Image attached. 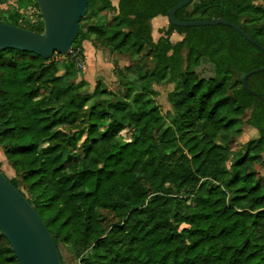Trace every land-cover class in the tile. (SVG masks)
Returning <instances> with one entry per match:
<instances>
[{
	"label": "trees",
	"instance_id": "obj_1",
	"mask_svg": "<svg viewBox=\"0 0 264 264\" xmlns=\"http://www.w3.org/2000/svg\"><path fill=\"white\" fill-rule=\"evenodd\" d=\"M11 1L38 8L35 0ZM181 1L88 0L59 62L55 55L0 51V148L16 176L9 180L57 248L81 250V264H264V104L241 84L264 67V53L221 25L168 23L154 41L151 20L166 18ZM94 10L110 21L86 22ZM37 16L30 24L13 10L0 23L40 34ZM175 19H223L264 48V8L253 0H194ZM172 34L181 39L170 41ZM85 41L134 56L146 50L151 66L136 68L124 99L99 84L89 94L85 81L71 82ZM202 64L210 77L196 74ZM160 83L175 88L164 129L148 98ZM247 87L264 98V72L250 76ZM93 99L103 104L87 107ZM81 120V154L61 159L72 141L69 128ZM243 125L258 138L240 145ZM0 264H18L1 233Z\"/></svg>",
	"mask_w": 264,
	"mask_h": 264
},
{
	"label": "water",
	"instance_id": "obj_2",
	"mask_svg": "<svg viewBox=\"0 0 264 264\" xmlns=\"http://www.w3.org/2000/svg\"><path fill=\"white\" fill-rule=\"evenodd\" d=\"M194 0H182L167 14L173 27L225 26L233 29L244 40L264 53V48L253 41L239 27L223 19L177 21L175 13ZM88 0H35L43 30L37 34L23 28L0 23V51L28 52L43 59L66 55L75 40L79 21L87 13ZM264 67L252 70L242 77L245 92L264 104V98L247 87V79L263 73ZM0 233L7 241L18 264H62L55 242L43 221L0 170Z\"/></svg>",
	"mask_w": 264,
	"mask_h": 264
},
{
	"label": "rangeland",
	"instance_id": "obj_3",
	"mask_svg": "<svg viewBox=\"0 0 264 264\" xmlns=\"http://www.w3.org/2000/svg\"><path fill=\"white\" fill-rule=\"evenodd\" d=\"M253 5L257 7L264 8V0H253ZM17 10L30 24H33L39 21L37 16L38 8L32 2H21L16 3L9 0L6 4L0 5V17L7 14V12ZM98 14V15H97ZM106 20L110 19L103 13L99 14L96 10L88 13L86 22L91 23L97 20ZM152 28V36L154 41L159 38L158 31L161 29H166L168 26V21L166 18L163 19L162 23H159V20L153 19L150 22ZM181 38L176 34H172L170 41L178 42ZM185 54V53H183ZM83 60L81 62L82 68H79L77 77L75 80L71 81L72 83H78L80 81H85L88 86V93L91 94L95 87L99 84L101 88H104L107 91L112 92L116 99H124L127 91V86L134 82L136 77L134 76L136 68L143 67L144 71L151 66V59L148 51L144 50L139 56L131 55L127 52H116L110 48L100 46L93 41H85L83 43ZM55 62L62 60L58 55L53 56ZM196 74L200 78H208L211 76L210 68L202 64L195 69ZM58 75H62V71L58 72ZM138 87V86H137ZM150 94L148 98L151 103L157 107L160 115L162 116L163 123L161 129H164L169 125L170 117L172 115V105L169 102V97L175 94L174 85L170 84H152L150 88ZM103 104L97 100H91L87 107ZM87 109L83 111L86 113ZM249 112H246L242 116V120L248 118ZM85 125V121L81 120L77 127H70L69 132L72 133V141L64 149L59 152V157L61 159L66 158L67 156L73 157L81 154L80 143L82 140V134L78 131V128ZM158 134V131L155 132V135ZM120 138L127 140L129 138V131L123 130L120 133ZM258 138V133L248 127L242 126V133L239 137L235 138L236 143L242 145L246 142ZM229 167V163H226V168ZM0 170L8 179L16 178L13 170L10 165L6 162L2 149L0 148ZM258 174L262 177L261 171L257 168ZM206 182L202 180V183ZM21 190L26 194L24 189ZM27 195V194H26ZM187 204L192 206V198H188ZM104 215H106L104 213ZM184 228L183 225L179 226V230ZM58 251L61 257L62 264H81L79 254L81 252L77 247H71L69 245L59 244Z\"/></svg>",
	"mask_w": 264,
	"mask_h": 264
},
{
	"label": "crops",
	"instance_id": "obj_4",
	"mask_svg": "<svg viewBox=\"0 0 264 264\" xmlns=\"http://www.w3.org/2000/svg\"><path fill=\"white\" fill-rule=\"evenodd\" d=\"M117 2H118V0H112V4H113L114 6L117 5ZM155 19L159 20V23H162L164 17H157V18H155Z\"/></svg>",
	"mask_w": 264,
	"mask_h": 264
},
{
	"label": "built area",
	"instance_id": "obj_5",
	"mask_svg": "<svg viewBox=\"0 0 264 264\" xmlns=\"http://www.w3.org/2000/svg\"><path fill=\"white\" fill-rule=\"evenodd\" d=\"M80 68H82V65H81V63L78 65Z\"/></svg>",
	"mask_w": 264,
	"mask_h": 264
}]
</instances>
